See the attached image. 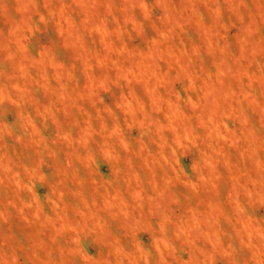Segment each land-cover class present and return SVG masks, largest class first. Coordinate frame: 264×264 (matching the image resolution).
Instances as JSON below:
<instances>
[{
	"label": "rangeland",
	"instance_id": "rangeland-1",
	"mask_svg": "<svg viewBox=\"0 0 264 264\" xmlns=\"http://www.w3.org/2000/svg\"><path fill=\"white\" fill-rule=\"evenodd\" d=\"M0 264H264V0H0Z\"/></svg>",
	"mask_w": 264,
	"mask_h": 264
}]
</instances>
